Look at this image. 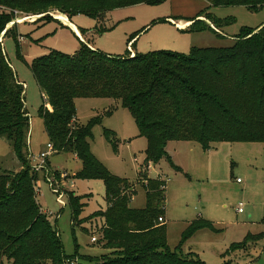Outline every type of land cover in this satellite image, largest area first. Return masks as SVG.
Segmentation results:
<instances>
[{"label":"trees","instance_id":"obj_1","mask_svg":"<svg viewBox=\"0 0 264 264\" xmlns=\"http://www.w3.org/2000/svg\"><path fill=\"white\" fill-rule=\"evenodd\" d=\"M161 1L0 0L1 6L11 8V12L0 11V37L12 33L7 26L15 9L43 14L41 20L52 18L48 12L54 10L70 18L76 14L102 18L114 8ZM208 1L211 6L264 5V0ZM201 17L217 29L229 22L204 10L187 19L193 23L186 29L217 33ZM31 70L42 92L40 115L55 154L75 153L83 166L74 177L104 183L107 208L90 216L104 220L102 242L110 253L84 256L86 262L78 250L67 255L59 231L42 211L35 194L38 173L31 167L25 86L1 40L0 138L9 140L21 168L0 173V264L6 260L11 264H66L74 258L82 259L81 264H205L168 245L166 221L159 222L166 212V180L151 178L148 168H142L138 181L146 190V205L132 207L136 185L112 175L92 153V126L100 120L96 117L87 126L80 125L75 101L79 97L120 100L149 140L146 153L153 163L169 157L165 147L170 140L198 142L205 151L216 142H264V25L243 28L229 47H193L189 56L173 51L131 55L129 49L124 56L109 55L83 44L74 55L52 50L34 59ZM67 194L75 224L86 207L85 197ZM203 228L214 229L207 220L192 221L181 242ZM262 236L251 235L241 246L246 248L249 238Z\"/></svg>","mask_w":264,"mask_h":264},{"label":"rangeland","instance_id":"obj_2","mask_svg":"<svg viewBox=\"0 0 264 264\" xmlns=\"http://www.w3.org/2000/svg\"><path fill=\"white\" fill-rule=\"evenodd\" d=\"M204 10L229 21L217 29L206 18H200L220 35L209 29L199 32L186 29L193 21L182 28L176 25ZM0 11L11 12V8L0 5ZM12 12L14 19L7 26L12 33L6 37L3 34L0 41L3 40L8 61L25 85L32 168L50 143L40 115L44 99L31 70L34 59L52 50L74 55L83 44L109 55L124 56L132 49L131 55L173 51L189 56L193 47H229L243 28L264 25V5L211 6L208 0L134 4L114 8L102 18L66 15V22L58 16L63 13L56 10L48 12L53 18L48 20H41L43 14L25 9ZM68 22L78 28L79 34ZM75 106L82 126L99 117L100 121L92 126L91 151L112 175L127 178L136 185L132 207L146 205V190L138 181L142 168H148L151 178L166 180L163 216L167 242L173 251L185 256L192 254L205 264H264V142H216L205 151L198 142L170 140L165 147L169 157L153 163L148 161L146 153L149 140L140 133L133 114L120 100L79 97ZM51 154L36 171L35 194L42 211L59 231L65 253L72 256L78 250L83 257L93 258L108 255L110 249L102 242L104 220L90 216L107 208L103 181L75 178L83 166L75 153ZM20 168L9 140L1 137L0 173L17 172ZM51 183L58 193L53 191ZM60 192H64L65 204L58 199ZM69 192L85 197L82 201L86 207L75 224ZM196 219L207 220L214 229H200L182 243L185 232ZM258 234L263 236L256 240L249 238V246H241L249 236ZM93 235L98 238L96 242L92 241ZM6 264L11 263L6 260Z\"/></svg>","mask_w":264,"mask_h":264},{"label":"built area","instance_id":"obj_3","mask_svg":"<svg viewBox=\"0 0 264 264\" xmlns=\"http://www.w3.org/2000/svg\"><path fill=\"white\" fill-rule=\"evenodd\" d=\"M1 10H2V9H1ZM130 51L133 52L132 49H130ZM47 147H48V150H47V151H42V152H41L40 157H39V159H40L39 162H38L36 165L33 166V168H34L36 171H37V170H40V169L42 168V166L46 163V160L48 159V157H49L50 155H52L51 153L55 151V148H54V146H53L52 143H49V144L47 145ZM40 167H41V168H40ZM238 181H240V179H238ZM50 185H51V188L53 189V191H54L55 193H58V190L55 189V188H53V184L51 183ZM63 197H64V192H60V194H59V196H58V199H59V201H60L62 204H65V202H64V200H63ZM238 212H240V213L243 212V204H242V203H240L239 206H238ZM159 222H161V223H165V219H164V217H160V218H159ZM97 240H98V238H97L96 236H93V237H92V241H93V242H96ZM66 264H81V260H80L79 258L69 259V260L67 261Z\"/></svg>","mask_w":264,"mask_h":264},{"label":"crops","instance_id":"obj_4","mask_svg":"<svg viewBox=\"0 0 264 264\" xmlns=\"http://www.w3.org/2000/svg\"><path fill=\"white\" fill-rule=\"evenodd\" d=\"M182 21V20H181ZM184 21V23L187 21V20H183ZM190 22H186L185 24H189ZM68 25L73 29V30H76L77 31V33L79 34V30H78V28L73 24V23H70V22H68ZM176 25L177 26H179V27H181L179 24H178V22H176ZM182 28V27H181ZM91 48H94L93 46H90ZM95 49V48H94ZM20 80V79H19ZM21 81V80H20ZM25 86V85H24ZM150 176V175H149ZM166 221V220H165ZM93 236H95V235H93ZM92 236V237H93Z\"/></svg>","mask_w":264,"mask_h":264},{"label":"bare ground","instance_id":"obj_5","mask_svg":"<svg viewBox=\"0 0 264 264\" xmlns=\"http://www.w3.org/2000/svg\"><path fill=\"white\" fill-rule=\"evenodd\" d=\"M59 17H62L63 18V20L66 22V17H65V15H63V14H61V15H58ZM180 24V26H186L187 24H185V23H179Z\"/></svg>","mask_w":264,"mask_h":264}]
</instances>
